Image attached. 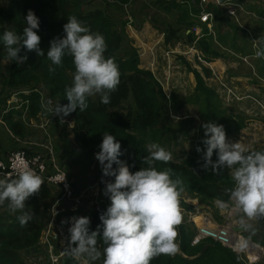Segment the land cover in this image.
I'll list each match as a JSON object with an SVG mask.
<instances>
[{"label":"rangeland","instance_id":"rangeland-1","mask_svg":"<svg viewBox=\"0 0 264 264\" xmlns=\"http://www.w3.org/2000/svg\"><path fill=\"white\" fill-rule=\"evenodd\" d=\"M8 1L0 0V7L5 8ZM82 1L88 3L86 4L88 11L100 10L106 13L108 7H111L110 9L116 6L122 7L124 13H112L115 19H121L117 22L119 26L117 31L123 33L125 38L123 48L117 52L116 57L125 63L139 56L140 59L137 57L139 68L153 73L154 80L161 88V90L156 88L162 107L158 126L148 131L147 136L138 133L140 137L144 136L142 139L146 149L149 143H158L171 153L173 166L192 162L196 167H191V170L199 175L202 174L206 179L214 176L217 182L224 181L227 175L231 176V170L224 168L216 174L211 169L205 170L202 167L205 162L204 152H198L197 148L206 151L202 143L206 138L202 128L203 123L213 121L223 125L229 142H241L249 150L264 151V57L255 56L257 50L264 49V0H233L231 3L235 5L234 11L229 13L224 7L217 8L224 20L214 21L210 25V20L204 23L198 20V17H201L200 12L195 13L192 8L186 7L193 17L189 16L186 8L178 9L177 0ZM211 3L204 8H211ZM200 7L199 5L197 8ZM192 23H197V26L191 27ZM194 29L197 31L194 32ZM255 40L258 41L254 45ZM195 51L199 53L202 62L194 57ZM10 65L9 58L0 61V119L2 120L0 132L8 134V130L15 136L9 149L31 152L35 149L28 143L30 141H39L42 147L53 146L58 167L70 173L76 184L75 188L80 190L81 187V191L91 189L85 194L86 201L82 207L79 209H74L72 206L65 207V216L60 221L62 234L58 243L57 253H59L69 243L71 218L89 217L91 223L96 201L106 198L105 184L101 183V180L112 182L114 180L112 177H103L100 163L95 158L98 151L88 153L83 151L80 143L77 144L78 141L71 131L75 125L71 128L66 126L67 129L60 125L61 122L58 120L60 117L54 115L53 108L59 102L52 98L45 82L30 81L26 87L22 86L23 84L11 88L7 86L6 73ZM46 68L39 69V77ZM17 78V82L21 83V75ZM29 96L31 103L26 104V97ZM38 97L40 101H37ZM90 98L97 102L101 96L95 94ZM13 99H17L21 106L16 108L17 104ZM7 100H10L11 104H8ZM38 103L43 105V111L30 110V105L37 106ZM6 109H9V112L3 114ZM37 117L42 118V121H50L45 127L46 133L43 129L38 132L40 119ZM65 119L74 121L72 115ZM12 123H20L23 134L15 135L11 130ZM33 133H37V137L29 138ZM69 137L71 145L68 143ZM0 151L5 153L1 146ZM69 151L73 154L70 155ZM216 159L214 153L213 161ZM77 177L80 178L78 185ZM95 188L99 189L97 197L92 192ZM56 193L53 187L41 188L26 201L25 210L45 225L38 245L22 253L28 264H49L48 255L44 251V232L49 222V198ZM106 199V204L101 207L102 213L110 205L109 198ZM191 200L196 199L188 191L182 192L179 197V209L184 224H187L185 221L188 222L192 215V211L187 210V207H191ZM219 201L222 200L216 199L213 202ZM223 202L227 206H221V209L226 213L217 210L214 203L210 206L213 210L210 213L211 221L217 226H223L229 221H240L243 216L240 209L232 202L226 200ZM3 208L4 203L0 205V211ZM65 221L68 223H64ZM259 221L260 219L246 223V232L248 228L257 227ZM56 230L58 232L57 228ZM245 233L242 236L247 248L256 244L262 253V259L254 264H264V248L252 239H248ZM255 237L261 239L257 235ZM177 252L175 254L178 255ZM238 255L242 262L250 264L243 254ZM66 259V256L63 257L60 264H73L70 259ZM73 262L79 264L78 261ZM90 264L103 263L98 259Z\"/></svg>","mask_w":264,"mask_h":264},{"label":"clouds","instance_id":"clouds-1","mask_svg":"<svg viewBox=\"0 0 264 264\" xmlns=\"http://www.w3.org/2000/svg\"><path fill=\"white\" fill-rule=\"evenodd\" d=\"M24 20L26 27L22 36L10 30L2 36L7 57L18 64L28 59L27 55H19L22 48L35 51L40 57L45 55L40 48L41 37L37 34L39 18L29 10ZM67 21L63 26L65 35L53 39L47 51V58L54 65H61L68 54L75 67L72 84L65 88L68 103H60L54 109V115L60 117L61 123L77 109L85 111L88 97L95 94H100L102 104H109L110 93L120 83L115 59L104 55L107 51L105 37L83 26L76 16H70ZM255 56L264 57V49L257 50ZM49 71L55 69L49 68ZM202 128L206 151L197 148L198 152H204L202 167L216 174L224 168L231 170L234 187L226 192L229 202L243 214L239 222L245 224V217L249 220L264 217V151L249 150L241 142H229L224 126L213 121L203 123ZM99 147L101 150L95 158L100 163L103 177L114 178V182L101 180L110 205L101 213V224L95 231H90L89 217L71 218L66 253L81 264H90L102 255L98 241L105 245L103 264H150L154 257L175 253L177 226L182 222L179 197L184 191V181L171 168L158 171L155 167V162L171 161V153L158 143H149L148 155L143 158L147 167L133 173L127 162L120 159L124 153L114 135L106 131ZM43 184V178L31 168L19 170L15 179H0V205L7 201L13 212H22L18 220L23 227L33 218L24 211L26 201L37 194Z\"/></svg>","mask_w":264,"mask_h":264},{"label":"trees","instance_id":"trees-1","mask_svg":"<svg viewBox=\"0 0 264 264\" xmlns=\"http://www.w3.org/2000/svg\"><path fill=\"white\" fill-rule=\"evenodd\" d=\"M124 2L122 1V3ZM189 2L193 4L192 10L195 13L200 12L201 14L203 10H206V12L212 14L213 18L209 21L210 24L214 21L222 22L224 20L218 12V6L212 4L211 8H204L200 5V0ZM86 4L88 3L82 0H9L5 8L0 7V61L3 58H8L2 40L3 33L10 30L22 36L23 28L26 27L24 17L29 10H32L40 20L37 34L41 37L40 48L45 53L44 56L40 57L35 51L29 52L26 48H22L19 55L21 57L27 55L28 59L22 64L11 60L10 69L6 73L7 86L11 88V86L23 84L22 86L26 87L30 84V81L39 82L41 80L45 82L54 100L61 104L68 103L65 88L71 86L73 81L75 72L73 58L71 55L65 54L62 64L54 65L47 58V51L53 39L65 35L63 26L68 22L67 19L70 16H76L83 26L105 37L107 51L104 55L106 58L115 59L120 71V83L116 90L110 93L111 102L107 105L101 103V98L95 102L88 97V108L83 112L77 109L76 112L71 114L74 117L75 125L71 131L78 141L77 144L80 143L83 151L88 153L101 150L99 146L106 131L114 135L121 144V151L124 153L120 159L126 161L130 170L135 173L142 167H147L143 164V158L148 155V152L142 138L147 136L148 131L158 126L159 112L162 111V107L159 103L156 88L160 90L161 88L154 80L153 73L139 68L137 63V57L139 56L125 63H122L116 57L117 52L123 48L125 38L123 33L117 31V27H119L117 22L121 19H115L112 13H124L122 7L116 6L113 9L108 7L106 13H104L100 10L88 11ZM199 5L201 7L198 9ZM17 47H20V45H17ZM36 65H38L37 68ZM49 66L54 68L55 71H49ZM43 68L46 69L39 77L38 71ZM18 75L22 77L21 83L17 82ZM198 80H201L200 77ZM25 101L31 103V96L26 97ZM37 101H40V97L37 98ZM30 110L34 112L43 111V105L41 103H38L37 106L32 104ZM58 120L60 122V119ZM60 125L66 128L67 123H60ZM11 130L15 135L23 134L20 123H12ZM138 133L145 135L140 137ZM68 143L72 144L70 137ZM71 152L68 153L71 155L73 154ZM73 156L72 158H74ZM155 167L158 171L166 168L173 169L176 176L184 181L183 192L188 191L194 199L199 200L200 204L211 206L216 199L229 201L226 190L234 187L232 176L227 175L224 181L219 182L216 181L214 176L206 179L202 174L199 175L191 170V167H196L192 162L175 166L171 164V161L168 163L155 162ZM176 176H173V179ZM79 180L80 178L77 177V185ZM75 186L76 184H74ZM79 189L75 188L77 192L81 191V187ZM54 197L49 198V205ZM108 202L110 203V199ZM187 210L191 211L192 207H187ZM24 211L28 213L27 210ZM22 214L20 211L13 212L9 208L8 202H4V208L0 211V264H28L23 258V251L35 248L41 239V233H43L45 227L44 223L33 217L22 227L18 220V216ZM100 215L94 212L90 223L91 231H95L97 226L101 224ZM185 222L187 224L181 222L177 226L178 255L175 253L159 255L154 257L150 264H245L232 249L212 240H205L198 246H192L191 242L196 229L187 221ZM255 234L261 239H257ZM244 235H247L248 239H252L253 242L259 243L264 248V217H260L257 227L248 228V232ZM97 247L102 253L99 260L103 263V248L105 245L102 241H98ZM69 259L75 264L73 262L75 259L68 257L66 260Z\"/></svg>","mask_w":264,"mask_h":264},{"label":"built area","instance_id":"built-area-1","mask_svg":"<svg viewBox=\"0 0 264 264\" xmlns=\"http://www.w3.org/2000/svg\"><path fill=\"white\" fill-rule=\"evenodd\" d=\"M233 0H229L225 2L224 4H219L217 0H200V5L202 7H205L211 2L217 3L223 7H226L227 10H230L231 2ZM229 13H232V11H228ZM212 19V14L209 12H206V10H203L201 13L200 20L202 23L208 22ZM210 25V22H209ZM194 32L197 31V29L193 30ZM197 58L199 61L202 62L200 55H197ZM18 96V94H17ZM14 100V99H13ZM8 104H11V101H7ZM13 102H16L18 108L21 106V103L17 99H15ZM26 104H29L28 101H25ZM54 108V106H53ZM8 113L9 109H6L3 111ZM65 123L70 124V126H74L73 120H67L65 119ZM0 122L2 120L0 119ZM37 122V121H36ZM50 123L49 120L42 121V123L39 121V127L35 126L38 129L45 130V127ZM32 148H38L37 150H31V152H27L26 150H17V151H10L6 154L1 153L0 151V179H15L17 178V173L21 169L25 168H31L34 170L38 175H40L43 180L44 184L41 186V188L44 187H55L57 189V193L55 197L53 198L51 204L49 205V222L47 226V230L44 232V250L46 251L48 255L49 264H60L62 262V258L66 256V258L71 257L66 253V248L68 244L65 245V247L57 253L58 250V243L61 241V219L65 216L66 213V206H72L75 208H80L85 203V198L87 192H89L88 189H84L83 191L77 192L74 187V182L71 176L69 175V172L66 170L61 169L58 167L57 159L54 151L52 150L53 146H46L42 147V145L39 142L31 143ZM41 146V147H39ZM88 196V195H87ZM97 197V195H96ZM197 200V199H196ZM107 199L102 198L99 200V202L96 201L95 208L93 210L97 212L98 214H101V207L103 204H106ZM192 201V200H191ZM218 207L221 208V206H227L225 203L221 204L219 202L216 203ZM71 207V208H72ZM220 212L226 213L222 209H220ZM194 214H192L193 216ZM208 219V218H206ZM260 217L255 219H246L245 224L249 221H258ZM193 221V218L190 219V222ZM236 225L239 227H245V224H241L239 221H229L223 226H210V225H202L197 227V231L192 239L191 245L192 246H198L201 243H203L205 240H212L216 243L221 244L222 246L232 249L235 253L241 254L242 252H246L247 259L250 262V264H253L257 261H259V250L258 247L253 248H244V240L242 238V233H233L230 229V225ZM58 229V232L56 230ZM246 228V227H245ZM43 234V233H42ZM42 237V236H41ZM245 243V242H244ZM72 258V257H71ZM81 262H79L80 264Z\"/></svg>","mask_w":264,"mask_h":264},{"label":"crops","instance_id":"crops-1","mask_svg":"<svg viewBox=\"0 0 264 264\" xmlns=\"http://www.w3.org/2000/svg\"><path fill=\"white\" fill-rule=\"evenodd\" d=\"M189 1H192V0H189ZM189 1H187V0H177V2L179 3L178 4V6H177V8L179 9V8H186V7H189V8H192V3H190ZM194 2V1H193ZM211 4H215V6H218V7H223V6H220L219 4H217V3H211ZM208 6V5H207ZM234 6L235 5H233V3L231 4V6L229 7L230 8V10H227V8L226 7H224L225 9H226V11H234ZM189 8H186V11H187V13L188 14H190L189 16L190 17H193V16H191L192 14L191 13H189ZM224 9V10H225ZM176 11V10H175ZM201 15V14H200ZM212 18H213V16H212ZM200 19V17H198V20ZM194 26H197V23H192V25H191V27H194ZM174 49V48H173ZM172 49V50H173ZM171 50V51H172ZM196 52V51H195ZM197 55H199V53H194V57L196 58L197 57ZM143 58V57H142ZM37 119H40V121H42V118H40V117H37ZM60 119V118H59ZM38 122V121H37ZM64 124H66L65 122H64ZM68 126H70V124H67V127ZM72 126H70L69 128H71ZM44 129V128H43ZM7 130V129H6ZM41 130L42 129H40V131H38L39 133L41 132ZM52 130H53V128L51 129V132H52ZM7 132H8V134L6 133V134H4L3 132H0V141H2L3 140V142H0L1 144H0V146H1V148H2V150L3 151H5V153L4 154H6V153H8V152H10L11 150L9 149L10 147H11V144H12V142L15 140V136H13V134L12 133H10L8 130H7ZM44 132L46 133L47 132V129H45L44 130ZM36 134L37 133H33V134H31V137H29V138H31V139H35L37 136H36ZM14 138V139H13ZM39 139V138H38ZM37 139V140H38ZM49 141H50V139H48ZM39 142V141H38ZM50 142H52V141H50ZM29 144H31V143H36L35 141H30V142H28ZM40 143V142H39ZM31 146H32V144H31ZM34 148V147H33ZM35 150H37V151H39L40 149H38V148H35ZM45 188H48V187H44V188H42V189H45ZM92 188V187H91ZM53 189H55L56 191H57V189L55 188V187H53ZM89 190H91V189H89ZM95 191H92L93 192V195H97V193L99 194V192H97L99 189H97V188H95L94 189ZM85 201H86V199H85ZM215 204V208L217 209V210H219L220 211V207H218L217 205H216V203H214ZM200 205H203V204H200V202H199V200H193L192 202H191V207H192V214H194L193 216L191 215L190 216V218H189V220H188V222L190 223V224H192L193 226L192 227H194L195 229H196V231H197V227H199V226H202V225H210V226H216L212 221H211V216H210V213L213 211L212 209H211V207L210 206H208L207 208H205V209H200ZM215 213H217V212H215ZM193 218V221H191L190 222V219H192ZM206 218H208V219H206ZM197 220H200V221H197ZM243 234V233H242ZM242 238H243V236H242ZM246 243V242H245ZM244 242H243V244H244V248L245 249H248L247 248V244H245ZM253 247H250V248H253L252 250H254V247H258L256 244H253L252 245ZM241 254H243L246 258H247V254H246V252H242ZM262 259V253L261 252H259V260H261ZM254 264V263H253Z\"/></svg>","mask_w":264,"mask_h":264},{"label":"water","instance_id":"water-1","mask_svg":"<svg viewBox=\"0 0 264 264\" xmlns=\"http://www.w3.org/2000/svg\"><path fill=\"white\" fill-rule=\"evenodd\" d=\"M192 1H194V0H192ZM227 1H229V0H217V2L219 4H224ZM207 207L208 206L205 205V204L200 205V209H202V210L205 209V208H207ZM230 229H231V231L233 233H236V234H238V233H245L247 231V228H245V227H239V226H236V225H233V224L230 225Z\"/></svg>","mask_w":264,"mask_h":264}]
</instances>
